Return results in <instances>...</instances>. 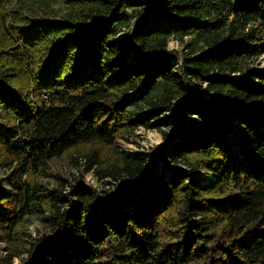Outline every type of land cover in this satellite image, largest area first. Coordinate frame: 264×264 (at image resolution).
Instances as JSON below:
<instances>
[{"label": "trees", "instance_id": "trees-1", "mask_svg": "<svg viewBox=\"0 0 264 264\" xmlns=\"http://www.w3.org/2000/svg\"><path fill=\"white\" fill-rule=\"evenodd\" d=\"M60 1L71 13L27 15ZM145 6L0 0V169L13 170L0 185V238L37 217L52 235L27 264H264V71L251 67L264 55V0ZM140 128L163 137L152 170L115 147ZM66 156L118 190L68 196L21 182Z\"/></svg>", "mask_w": 264, "mask_h": 264}, {"label": "rangeland", "instance_id": "rangeland-1", "mask_svg": "<svg viewBox=\"0 0 264 264\" xmlns=\"http://www.w3.org/2000/svg\"><path fill=\"white\" fill-rule=\"evenodd\" d=\"M136 2H143L146 6V10L153 7L156 3L161 0H135ZM12 7L10 11H13ZM71 6H68L63 1L52 3L48 6H40L37 10L39 15L34 12H28V16L36 18L37 16H45L48 14L49 18H61V16L71 13ZM147 16L139 19L140 22H144ZM135 27V19H132L130 23H126L122 27V31L119 34V39L123 42L130 40L128 33ZM188 39L184 40L186 43ZM184 43L172 39L169 42L168 48L170 50H175L182 53L184 50ZM136 54H132L131 58H134ZM251 67L256 71H264V55L255 59L251 64ZM206 83H198V88H205ZM131 110H134L132 108ZM173 112H168L162 118L172 120ZM195 119H183L180 120L181 123L187 125L193 124ZM228 131L232 132L238 129V122L233 121L227 124ZM166 131H171V129L166 128ZM234 139V138H233ZM232 138H228L227 142L232 144ZM163 144V137L161 132L156 130H145L143 128L138 129L133 135L127 137L124 140H118L115 144L117 150H122L129 153L133 158L139 157L141 155L147 156V166L149 169H153V156L155 150ZM77 151H73L71 155L74 158L77 157ZM172 167V166H171ZM85 160H71L70 157H64L59 160L50 162L49 166L42 170L38 175L28 178V176H23L21 182L33 181L37 185L47 187L50 190H63L65 195L70 196L71 191L76 186H83L90 189L92 192L99 193L101 195L109 192L110 194L115 193L119 185L117 182L108 178L104 181L99 180L96 169L92 171L86 170ZM180 168V167H178ZM160 169L163 170V164L160 165ZM174 169V168H171ZM13 170L9 167H4L0 169V185H2L4 190L9 189V184L11 183V176ZM195 177L205 185H211L216 178L214 176L205 175L203 173L196 174ZM68 206L62 207V211H65ZM50 215V213H48ZM46 235H52V230L47 227L41 218H28L26 222L17 229V233L13 237V240H6L0 238V260H6L10 253L13 254L12 264H27L30 253L39 239Z\"/></svg>", "mask_w": 264, "mask_h": 264}]
</instances>
